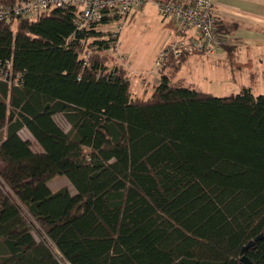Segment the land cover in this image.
Returning <instances> with one entry per match:
<instances>
[{
	"label": "trees",
	"instance_id": "16d2710c",
	"mask_svg": "<svg viewBox=\"0 0 264 264\" xmlns=\"http://www.w3.org/2000/svg\"><path fill=\"white\" fill-rule=\"evenodd\" d=\"M75 16L0 23V58L22 75L0 81V264H264V94L162 72L136 96L126 67L88 56L111 33ZM59 175L77 191L52 190Z\"/></svg>",
	"mask_w": 264,
	"mask_h": 264
},
{
	"label": "rangeland",
	"instance_id": "374dc122",
	"mask_svg": "<svg viewBox=\"0 0 264 264\" xmlns=\"http://www.w3.org/2000/svg\"><path fill=\"white\" fill-rule=\"evenodd\" d=\"M152 3L146 2L144 6H149ZM154 6H150L146 11L143 8L135 11L137 14L127 21L120 35L116 50H119V53L127 58L128 63L126 62L124 66L131 73L130 78H139L148 72L157 73L155 64L159 52L175 38L174 30L170 25L172 19L164 18L158 7L155 4ZM112 27V24L102 25L99 30L111 33ZM239 51L236 58L229 57L226 53L223 57L212 58L213 63L209 64H205L201 60L192 61L194 56H191L187 58L180 72H177L171 66L172 64L165 66L163 71L170 76L173 85L193 88L217 96L237 94L245 88H251L257 95L264 94V44H245ZM92 53L109 58L110 66L116 64L115 60L118 62V58L115 59V56L119 53L117 51L115 53L113 49L96 50V52L90 50L88 56ZM249 63L256 66V71H248ZM56 120L66 130L70 128L61 114L56 115ZM21 135L27 138V129H22ZM34 147L37 149L38 145L35 144ZM2 166L3 164L0 162V170ZM49 184L55 190L67 187L71 191H77L65 175L53 178Z\"/></svg>",
	"mask_w": 264,
	"mask_h": 264
},
{
	"label": "built area",
	"instance_id": "2783aa9c",
	"mask_svg": "<svg viewBox=\"0 0 264 264\" xmlns=\"http://www.w3.org/2000/svg\"><path fill=\"white\" fill-rule=\"evenodd\" d=\"M146 2H153L164 18L176 23L175 39L159 52L156 70L163 69L172 58L197 53L212 55L221 46L213 0H21L13 4L0 3V23L36 18L54 8H73L77 30H99L102 25L112 24L111 35L115 39L112 49L119 53L116 47L130 14L143 8ZM117 58L123 66L128 63L121 53ZM21 80L12 57L0 58V81L20 86Z\"/></svg>",
	"mask_w": 264,
	"mask_h": 264
},
{
	"label": "crops",
	"instance_id": "0c3cea01",
	"mask_svg": "<svg viewBox=\"0 0 264 264\" xmlns=\"http://www.w3.org/2000/svg\"><path fill=\"white\" fill-rule=\"evenodd\" d=\"M213 1L215 6V14L218 21V30L222 38L221 46L217 49L216 53L212 55L197 53L186 56L178 67H174L177 72H180L183 69V65L186 63L187 58L191 56H194L192 61L201 60L203 63L209 64L213 63L211 60L212 58L223 57V55L226 53L229 57L236 58L240 52L239 50L241 46H244L245 44H264V0ZM150 6H154V3L149 4V6H144V11H146ZM135 14L137 13H131L128 20L131 19V17ZM170 25L175 33L176 23L172 21L170 22ZM255 67L256 66L254 64L249 63L248 71H256ZM162 72H164L163 69L158 70L157 73L148 72L144 74L146 78L144 75L139 78H130L131 90L133 94L140 97L151 96L160 80V75ZM27 138L31 139L35 144H37L29 131ZM37 149L41 151L39 146ZM52 190L55 189L52 188Z\"/></svg>",
	"mask_w": 264,
	"mask_h": 264
},
{
	"label": "water",
	"instance_id": "95a60500",
	"mask_svg": "<svg viewBox=\"0 0 264 264\" xmlns=\"http://www.w3.org/2000/svg\"><path fill=\"white\" fill-rule=\"evenodd\" d=\"M263 236L261 235V236H258L255 240H253L252 242H250L244 249H243V253L246 251V249L248 248V247H250V246H252L254 243H255V241H257L258 239H260V238H262ZM241 264H251L250 262H249V260L244 256V257H242V262H241Z\"/></svg>",
	"mask_w": 264,
	"mask_h": 264
}]
</instances>
